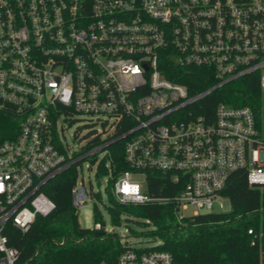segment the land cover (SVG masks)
Wrapping results in <instances>:
<instances>
[{
  "label": "built area",
  "instance_id": "1",
  "mask_svg": "<svg viewBox=\"0 0 264 264\" xmlns=\"http://www.w3.org/2000/svg\"><path fill=\"white\" fill-rule=\"evenodd\" d=\"M190 67L217 82L191 92L167 77ZM250 75L259 79L262 115L264 0H0V108L13 107L20 119L17 136L0 144V264L19 258L7 225L25 233L56 209L43 186L76 167L72 203L80 209L92 199L81 168L86 163L96 176L118 141L132 168L113 186L120 203L174 202L181 220L222 212L237 171L251 186L264 185L256 112L226 102L213 111L201 105ZM73 115L102 126L78 154L60 136ZM105 166L111 171L110 159ZM149 170L169 173L179 192L148 194ZM189 207L195 211L186 214ZM92 229L113 234L101 221ZM120 241L126 250L115 264H173L172 254L157 248L159 238L139 246Z\"/></svg>",
  "mask_w": 264,
  "mask_h": 264
},
{
  "label": "trees",
  "instance_id": "2",
  "mask_svg": "<svg viewBox=\"0 0 264 264\" xmlns=\"http://www.w3.org/2000/svg\"><path fill=\"white\" fill-rule=\"evenodd\" d=\"M167 77L187 85L191 92L205 90L217 82L206 69L197 67L172 70ZM219 102L250 106L260 123L262 100L258 76H245L219 87L201 105L213 111ZM19 123L13 107L0 108V144L17 136ZM107 159L111 161V171L105 166ZM128 170L132 168L125 159L123 141L113 143L96 178L108 177L105 207L114 225H121L125 217L127 220L135 218L141 226H153L154 229L142 234L162 240L157 248L169 251L173 264H260L264 248V185L251 186L246 173L237 171L231 175L223 192L231 201L230 211L202 213L179 220L174 202H118L110 186ZM147 173L145 190L148 194L165 197L179 192L169 173L158 170ZM77 177V168L71 167L43 186L42 190L55 202L56 209L48 216H37L27 232L7 225L5 234L9 243L19 250L17 264H115L126 250L117 234L101 236L97 230L81 226L79 209L72 203V188ZM93 197L102 201L99 191ZM93 214L95 222L104 223L97 202Z\"/></svg>",
  "mask_w": 264,
  "mask_h": 264
},
{
  "label": "rangeland",
  "instance_id": "3",
  "mask_svg": "<svg viewBox=\"0 0 264 264\" xmlns=\"http://www.w3.org/2000/svg\"><path fill=\"white\" fill-rule=\"evenodd\" d=\"M261 132L264 138V112L261 115ZM83 117L78 115H73L71 119L63 121V125L65 126V137L62 133L60 136L64 142H68L70 147L76 151V153L81 152V148L85 146L87 143L91 142L93 139V135L96 133L97 130H101L102 126L100 124H93L90 121L83 120ZM85 179L87 187L90 189L92 183V199L89 202L82 206L79 209V222L82 227L92 229L94 227L95 218L93 214V209L95 202L98 203L102 213H103V220L105 223L106 231L113 232L117 234V236L126 238H120L122 241L128 240V243L133 246L139 245H148L151 242L149 241V236L146 234H142L143 232H147V226L139 225L134 220L135 218H131L132 220H127L125 217H122L121 225H114L111 221V217L108 214L105 204L108 203V196L106 192V185L108 177L105 176L103 179H97L95 176V171L89 168L86 163L81 168L79 173V180ZM138 179L142 180V177H138ZM111 190L113 191V185L110 186ZM100 192L102 195V201H96L94 193ZM224 208L220 209L222 212H228L231 210V201L229 198L225 197L223 199ZM193 207H189L185 210L186 214H191L195 210ZM141 222L144 220H140ZM146 222V221H145ZM134 232H137L135 234Z\"/></svg>",
  "mask_w": 264,
  "mask_h": 264
},
{
  "label": "water",
  "instance_id": "4",
  "mask_svg": "<svg viewBox=\"0 0 264 264\" xmlns=\"http://www.w3.org/2000/svg\"><path fill=\"white\" fill-rule=\"evenodd\" d=\"M98 234L101 235V236H104L105 232L104 231H99Z\"/></svg>",
  "mask_w": 264,
  "mask_h": 264
}]
</instances>
